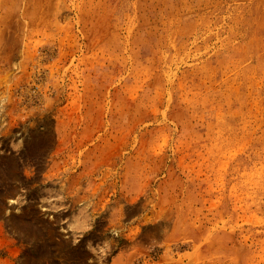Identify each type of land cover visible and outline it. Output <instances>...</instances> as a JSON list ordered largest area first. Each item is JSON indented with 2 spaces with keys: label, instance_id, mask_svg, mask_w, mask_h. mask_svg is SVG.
<instances>
[{
  "label": "rangeland",
  "instance_id": "obj_1",
  "mask_svg": "<svg viewBox=\"0 0 264 264\" xmlns=\"http://www.w3.org/2000/svg\"><path fill=\"white\" fill-rule=\"evenodd\" d=\"M0 264H264V0H0Z\"/></svg>",
  "mask_w": 264,
  "mask_h": 264
}]
</instances>
